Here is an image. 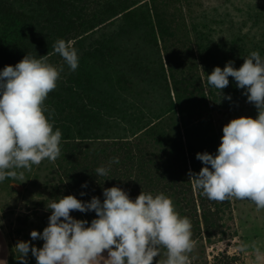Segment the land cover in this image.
Here are the masks:
<instances>
[{
  "label": "trees",
  "instance_id": "obj_1",
  "mask_svg": "<svg viewBox=\"0 0 264 264\" xmlns=\"http://www.w3.org/2000/svg\"><path fill=\"white\" fill-rule=\"evenodd\" d=\"M21 1L40 10L42 21H23L26 16L15 7ZM88 3L0 0V70L15 66L25 55L50 58L56 41L77 40L103 24L98 13L87 18ZM107 7L112 14H122L121 41L111 36L84 53L75 71L60 73L57 87L44 101L53 131L62 133L59 157L15 171L44 172L54 182L49 187L53 201L73 195L87 202L93 196L103 197V189L113 186L133 200L141 191L153 196L164 193L179 215L190 219L193 236L207 244L222 241L231 199L209 200L188 176L189 170L199 173L203 167L196 154L214 155L221 143L213 131L204 129L202 116L195 114L204 101L201 84L184 71L176 80L172 68H164L159 43L165 46V38L176 35L171 23L153 15L158 14L154 5ZM134 35L135 44L130 40ZM139 39L143 50L138 51ZM199 122L200 128L195 125ZM113 157H119L118 164H109ZM101 166L109 169L107 175L96 173ZM85 182L88 187L82 188ZM72 216L89 224L96 218L92 213Z\"/></svg>",
  "mask_w": 264,
  "mask_h": 264
},
{
  "label": "clouds",
  "instance_id": "obj_2",
  "mask_svg": "<svg viewBox=\"0 0 264 264\" xmlns=\"http://www.w3.org/2000/svg\"><path fill=\"white\" fill-rule=\"evenodd\" d=\"M53 49L70 70L78 68L79 56L72 41L58 40ZM46 56L25 55L15 66L0 70V182L23 179V172L15 169L30 170L32 165L45 159L54 161L60 155L62 133L53 131L44 114V101L57 87L60 71L46 62ZM206 76L209 86L220 92L232 77L258 115L232 119L223 126L216 153H197L203 167L199 173L189 170V180L209 200L248 199L264 209V57L253 51L239 69L228 61L223 69L217 66ZM225 99L231 100V96ZM112 163L118 164L119 157H113ZM108 170L101 166L95 171L104 176ZM81 187L88 185L85 182ZM102 195L103 201L93 196L86 202L68 195L51 202L46 207L51 210L48 226L42 233H30L31 241L44 242L42 247L38 249L31 241L15 245L22 264L30 251L36 264H190L192 224L179 215L170 197L141 191L133 200L116 186L104 188ZM72 211L95 212L96 218L89 224L75 219ZM161 248L167 250L162 262L156 259ZM105 251L107 257L102 255ZM0 264L6 261L0 260Z\"/></svg>",
  "mask_w": 264,
  "mask_h": 264
},
{
  "label": "rangeland",
  "instance_id": "obj_3",
  "mask_svg": "<svg viewBox=\"0 0 264 264\" xmlns=\"http://www.w3.org/2000/svg\"><path fill=\"white\" fill-rule=\"evenodd\" d=\"M143 2L154 5L158 14L154 11L153 15L171 23V31L176 35L172 40L165 38V46L159 43L164 68H172L176 80L183 77L180 73L184 71L189 78L201 84L204 101L195 114L202 116L204 129L213 131L221 140L223 126L232 119H255L257 109L247 101L244 90L237 88L232 77H229V85L220 92L209 86L206 75H210L217 66L223 69L228 61H234L235 68L239 69L244 58L253 51L264 57V0H155L154 3L151 0H89L85 10L87 18L91 19L98 13L101 21L105 22L77 40H71L79 62L84 53L103 44L107 38L114 36V41L122 39L118 37L122 14H112L107 4L119 9L122 5L128 7ZM15 7L26 16L23 21L31 23L32 20L43 19L44 14L34 5L21 1ZM121 36L124 37L123 34ZM136 37H130L133 44ZM137 46L138 51L143 50L141 39ZM46 62L60 73L70 71L57 53L47 58ZM229 95L231 100L225 99ZM195 125L200 128L201 123ZM53 183L44 172L34 170L26 172L23 179L0 182V228L8 242L9 264H22V256L15 249L18 241H31L33 230L42 233L48 226L51 210L46 207L53 202L49 190ZM100 199L103 201V197ZM230 199L231 214L224 216L227 235L222 241L212 244L192 235L193 249L187 254L190 264H264V209L248 199ZM174 207L178 212L175 204ZM75 212L84 217L88 213L96 215L95 212L79 211H72L70 215ZM43 243L41 240L31 241L38 249ZM166 251L161 248L157 261L162 262L166 258ZM25 264H36L31 251L25 258Z\"/></svg>",
  "mask_w": 264,
  "mask_h": 264
},
{
  "label": "crops",
  "instance_id": "obj_4",
  "mask_svg": "<svg viewBox=\"0 0 264 264\" xmlns=\"http://www.w3.org/2000/svg\"><path fill=\"white\" fill-rule=\"evenodd\" d=\"M8 242L6 240V237L3 233V231L0 228V260H5L6 264H9V257H10ZM102 255L107 257V252L105 251ZM100 264H103V261L100 262Z\"/></svg>",
  "mask_w": 264,
  "mask_h": 264
}]
</instances>
